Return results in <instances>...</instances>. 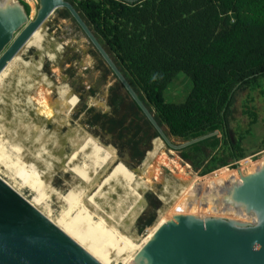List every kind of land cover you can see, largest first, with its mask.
Returning <instances> with one entry per match:
<instances>
[{
    "label": "trees",
    "instance_id": "trees-1",
    "mask_svg": "<svg viewBox=\"0 0 264 264\" xmlns=\"http://www.w3.org/2000/svg\"><path fill=\"white\" fill-rule=\"evenodd\" d=\"M66 1L99 43H106L117 54L123 73L135 81L160 127L166 126L170 135L184 141L218 131L177 155L193 173L236 168L238 160L249 155L242 146L245 132L236 134L230 124L236 93L254 89L264 79V0ZM22 2L29 13V5ZM179 73L190 78L191 91L183 102H168L164 92ZM140 119L149 131L153 129L143 114ZM119 126L108 129L116 132ZM135 128L132 134L137 137L142 127L135 124ZM152 136L159 134L153 130ZM134 138L129 140L130 152L141 162L144 154L136 148L138 138ZM164 148L157 145L156 156ZM260 149H264V141ZM143 175L168 207L190 182L163 166L157 170L148 167ZM149 197L151 206L157 208L158 200ZM153 221L154 216L138 218V229L142 231Z\"/></svg>",
    "mask_w": 264,
    "mask_h": 264
},
{
    "label": "water",
    "instance_id": "water-1",
    "mask_svg": "<svg viewBox=\"0 0 264 264\" xmlns=\"http://www.w3.org/2000/svg\"><path fill=\"white\" fill-rule=\"evenodd\" d=\"M37 3L31 19L22 0H0V72L55 9L66 8L169 148L217 135L213 131L173 144L73 5L66 0ZM205 183L207 190L197 187L177 209L246 214L254 221L176 213L155 230L132 264H264V158L239 163ZM0 264L102 263L0 178Z\"/></svg>",
    "mask_w": 264,
    "mask_h": 264
},
{
    "label": "bare ground",
    "instance_id": "bare-ground-1",
    "mask_svg": "<svg viewBox=\"0 0 264 264\" xmlns=\"http://www.w3.org/2000/svg\"><path fill=\"white\" fill-rule=\"evenodd\" d=\"M32 8L31 19L34 17L36 11L35 3ZM49 17L37 28L0 72V94L2 87L5 85L8 86L10 84L12 88L15 87L16 84L10 82V76L13 75L15 69L20 71L19 73L24 72L26 74L28 72L29 75L27 77L33 78L36 81L35 93L31 94L33 92H27V98L24 97L27 106L29 107L31 104L35 107L36 111H31V114L28 115L26 111L22 113V117L20 116L22 118L20 119L21 122L18 117L15 116L16 118H14L12 115L11 106H8V102L5 104L3 102L0 103V112L7 118V121L3 123L4 117L0 116V151L3 149V152L1 151L0 153V163L5 162L7 159L10 161L9 164L5 163V166L10 171L12 169L14 171L11 176L9 175L10 177L15 176L13 175L15 174V169L11 163H20V168L17 167V169L22 173H20V176L17 174L15 178L20 179L22 184L28 185L35 192V195L31 199L25 198L88 252L90 251L102 264H111L112 260L124 254L127 255V258L124 260L125 263L132 264V258L138 250L148 241L155 230L162 223L170 219L172 215L176 213L194 214L200 212L198 210H179L177 208L197 187H203L207 190L208 187L205 182L209 177L231 167L223 166L204 176H200L197 173L194 174L192 170H189L187 177L190 179V182H188L187 190L170 209H166V204L162 202L163 205L156 210V220L146 228L143 235H136L129 226H120L115 221V224H112L111 215L104 213L103 201L97 197L104 188L114 183L122 192L130 196L131 200H125L119 208L124 215L132 214L138 210L144 211L147 206L146 194L152 191L158 195V191L140 172L136 169H130L124 162L119 160L113 147L103 143L87 131L86 128L82 127V125L78 123L72 125L70 123L72 121V111L79 106V94L67 84L57 85L53 83L52 79L42 71L45 58L55 64L59 63L60 54L64 52V44H66L60 43L49 33ZM32 49H34V56L30 58H33V61L29 67H37H35L34 71L32 70L35 72V75L32 71L29 72V68L26 65L29 60L27 59V62L23 61L24 55H27ZM20 76L22 75L20 74ZM54 91H56L58 96L56 100L52 98ZM36 93L37 96L35 97ZM5 96L7 95L5 94ZM3 98L5 102L6 97L3 96ZM50 101L51 104L54 103L59 107H63L59 115L55 114L56 111H54V106L50 104ZM56 119L59 121H55ZM50 122L57 124V129H62L64 127L62 125L66 122V125H72L71 130L66 134V137H64V134L53 132L47 138L44 132L46 125ZM164 149L173 158L180 160L176 153L167 147ZM8 152H16L18 154L16 159L12 160ZM27 157L32 161L31 164ZM2 159L4 160L1 161ZM245 161H250V159L246 158L242 162ZM35 163H40L41 167L43 164V170L36 169ZM1 171L0 173L3 172ZM69 173L71 177L67 178L66 175ZM58 174H62L64 182L71 189L70 194H60V199L66 205L68 204L67 208L57 218H51L49 207L44 205L46 194L43 190L46 189L50 194L55 190L52 183ZM0 177L22 195L11 182H8L1 175ZM88 177L90 179L87 181ZM66 192H69V190ZM74 210L75 213L72 215ZM205 212L236 219L254 220L246 214L235 215L230 212ZM94 215L98 217L97 221L93 219ZM76 218L90 221L95 226L94 232L100 233V236L91 233L89 228L81 227L80 224L76 223L78 221L75 220ZM119 227H121L122 231L119 230Z\"/></svg>",
    "mask_w": 264,
    "mask_h": 264
},
{
    "label": "rangeland",
    "instance_id": "rangeland-1",
    "mask_svg": "<svg viewBox=\"0 0 264 264\" xmlns=\"http://www.w3.org/2000/svg\"><path fill=\"white\" fill-rule=\"evenodd\" d=\"M23 1H25L29 5L30 14L33 11L32 7L34 3L36 9L38 7L37 0H23ZM48 26H49V33L53 35V38L58 40L60 43H66V44H64L65 47L64 52L60 54L59 63L55 64L51 60L45 58L46 60L43 63L42 71L52 79L53 83L57 85L67 84L71 89L77 92L79 96L81 95L79 97L80 99L79 106H77L72 111V115H71L72 121H70V123L72 125H76L77 123L82 125V127L86 128L87 131H89L91 134L96 136L103 143L115 148V150L117 151L116 152L117 155L118 154L120 155L119 159L122 160L125 157L123 154L121 155L120 152L121 151L123 152L125 149L132 150L131 148L132 144L131 141L129 140L131 139L133 140L134 137H135L134 139H137L139 137V133L137 134V137L135 136V134H132L133 130L136 128L133 125H131L129 126L130 129H132V127L134 128L131 132L126 131L123 133H119L117 137H113L112 133L105 131L102 125L100 124V122L96 121V120H100V118L96 119L97 116H95V114L107 110L105 105L102 103H105L107 99V95L109 93L110 85L113 83L111 75L110 77H106V79L102 75L103 68L106 66L105 65L106 63L104 62L103 58L99 55V53L95 50L92 43L89 41V39L82 31V29L79 27V25L76 23V21L73 19V17L68 13H66L64 9L59 8L51 14L48 20ZM33 51L34 49L30 50V52L27 55H24L25 57L23 59L24 62H27V59L29 60L28 63H26L27 67L29 68V72L32 70L34 71L36 67V66L34 68L29 67L33 61L32 60L33 58L30 59L31 56H34ZM19 72L20 71L15 69L13 75L10 76L11 77L10 82L12 84L18 85L17 86L18 88L16 87V85L14 88H12L10 84L8 86L5 85L4 87H2L0 94V103L3 102V104H5L6 102H8L9 103L8 106H11L12 115L14 116V118L18 117L19 121L21 122L20 119H22L21 118L22 113L26 111V114L28 115L31 114V111H36L34 109L35 107H33L31 104L28 107L24 99V97L27 98L28 95L27 92H33L31 94L35 93L36 81L33 78L30 79L29 77H27L29 75L28 72H26V74L24 72L23 73H19ZM20 74L22 76H20ZM33 74L35 75V72H33ZM89 86L91 87L89 88ZM191 88H192V82L190 78L184 73H179L166 88L164 92L165 99L168 102H175V103L183 102L188 96L189 92L191 91ZM37 93L34 95L35 97L37 96ZM5 94L7 96H5ZM3 96L6 97L5 102L3 101L4 99ZM52 98L53 100H56L58 98L56 91L52 93ZM51 105L54 106V111H56L55 114L59 115L63 107H59L57 104L54 103H52ZM233 109H234L233 118L231 119L230 125L234 130H236V134H241L245 132V138L242 140V146L249 153L247 157L238 160L237 166H239V163H242V161L246 158H249L250 160L264 158V149H260L264 141V79H262L261 85L254 89L247 88L237 92L235 96ZM249 112H252L254 115H250ZM0 116H3L1 112H0ZM129 116H133V115H131L130 113L128 114V118ZM3 117H4L3 123H5V121H7V118L6 116ZM253 118L255 119V121L251 124V120ZM55 121H59V120L56 119ZM65 125L66 122L62 125L64 126L62 129H57L56 127L57 124L50 122L45 127L44 135L48 138V136L53 132H58L59 134L62 135L64 134V137H66V134L71 130L72 125L71 126L70 125L65 126ZM163 130L173 144L179 145L182 142H186L181 138L170 135L168 133V129L166 126H163ZM63 138H61V140H63ZM157 145L162 147H167L169 150L176 153L179 157H180V150L184 149L182 148L179 150H173L169 148L167 145H165L163 140L158 136V138H156L155 140L154 147L151 149V151H149L146 154V156L141 162L131 159H125L127 163H125V161L123 162L126 165H129L130 169H136L138 172L142 174V176H144L143 173L146 171L148 167L152 169L153 168L159 169L163 166L166 167L168 170L170 169L171 172H173L175 175L183 179L185 176L182 175L177 170V168H174V164L172 162L173 157L165 149H163L160 156H156ZM8 153L10 154L12 160H15L18 155L16 152H8ZM27 159L31 164L32 161L29 160V157H27ZM3 160L4 159H2L1 161ZM22 160H26V159H22ZM7 161L8 159L5 162L0 163V169L3 171L2 172L0 170L2 172L0 173V175L3 178H5L8 182H11L16 188H18V190L22 193L24 197L31 199L35 195V192L31 190V188L28 185L22 184V181L20 179L15 178L17 174L18 176H20L21 175L20 173H22L19 172V170L17 169V167L20 168L21 164L18 162L11 163V165H13L15 169V174H13L15 176L10 177L12 175V172L14 171L13 169L12 171H10L5 166V163L7 164L10 163V161L8 162ZM34 166L36 169L41 170L43 164L42 167L40 166V163H35ZM198 171L199 170H197L194 174L196 173L198 174ZM204 175H200V176H204ZM66 177L70 178L71 174L70 173L67 174ZM89 179L90 178L88 177L87 181ZM148 180L154 186V184L150 181V179ZM52 186L55 187V190L51 192V194L46 189L43 190L44 193L46 194L44 205L49 207L51 218H57L60 215V213H62L68 206V204L66 205L65 202L60 199V194L62 195L70 194L71 187L64 182V178L62 177V174H58L55 177ZM67 190H69V192H66ZM152 193L156 195L155 196L156 199L160 202L159 207H161L163 205L162 199L156 193L154 192ZM97 197L98 199H101L103 201L104 213L111 215V219L113 220L112 221L113 223L111 222L112 224H115V222H117L120 226L123 227L129 226L130 229L134 231L136 235H143L144 231L148 226H146L142 231H140L138 229L137 221H136L138 216L143 211L138 210L136 212H133L132 214L124 215L123 212L119 210L122 202H124L125 200H131L128 194L122 192L119 189V187L116 186L114 183H111L108 187L104 188L97 195ZM149 199L150 197L148 198V200ZM34 202H36V200H34ZM147 203H149V201H147ZM165 208L170 209L171 207H168L166 205ZM149 211H152V208H150L148 204L147 208L143 213L148 214ZM74 213L75 210L72 212V215H74ZM194 214L214 215L213 213H208L205 211H200ZM156 218H157V213H155L154 221L156 220ZM93 219L97 221L98 217L94 215ZM75 220H78L76 223L80 224L81 227L89 228L91 233H93L96 236H100V233L94 232L95 226L87 219L76 218ZM241 220L251 221L249 219H244V218H241ZM106 229L108 230L107 227ZM119 230L122 231L121 227H119ZM126 258H127L126 254L118 256L116 259L112 260L111 264H126L124 261Z\"/></svg>",
    "mask_w": 264,
    "mask_h": 264
},
{
    "label": "flooded vegetation",
    "instance_id": "flooded-vegetation-1",
    "mask_svg": "<svg viewBox=\"0 0 264 264\" xmlns=\"http://www.w3.org/2000/svg\"><path fill=\"white\" fill-rule=\"evenodd\" d=\"M100 44L103 47V49L105 50V52L108 54V56L111 58V60L115 64V66L118 68V70L124 76V78L126 79V81L129 83V85L131 86V88L137 94V96L139 97V99L145 105L146 99H145L144 95L135 86L136 85L135 84V81H133L131 79L130 74L123 73V71H122L123 70V66H122L121 61L119 60L117 54L113 50H111L110 47L106 43H100ZM93 47H94V45H93ZM95 50L97 51L96 48H95ZM99 55L101 56L100 53H99ZM104 62L106 63L105 60H104ZM105 65L107 67L105 66L103 68L102 75H103V77L105 79H106V77H110V75H111L112 80H113V83L110 85L109 93H108L107 99H106V101L104 103V105L107 108V110L106 111H103V112H99L97 114L94 113L95 116H99L100 117V120H96V121L97 122H100V124L102 125V127L104 128L105 131H107L109 133H112L113 134V137H117L119 135V133H122V132H126V131L131 132L132 129H130L129 126L133 125L135 127V124H140L141 127H142V130L139 133V137H138V142L136 144V148L138 149V151L143 152L144 157H145L146 154L149 151H151V149L154 147L155 140H156V138H158V136L157 137L152 136L153 130H155V129L153 128L152 130L149 131V128L150 127L145 124L144 119H140L141 115L143 114L142 111H141V109H140V107L138 106V104L136 103V101L133 100L132 96L128 93V91L125 89L124 85L118 79V77L116 76V74L111 70V68L108 66V64L106 63ZM90 87L91 86H89V88ZM130 113L133 116H129V118H128V114H130ZM142 123H143V125H142ZM117 124H119L120 126L117 127L116 132H114L113 130L110 131L108 129L109 127H111V125L115 126ZM127 129H129V130H127ZM133 132H134V130H133ZM148 134H149V136L147 138V135ZM131 152H130V150H127V149H125L123 152L121 151L120 154L121 155L123 154L124 157H125L121 161L122 162L125 161V163H127L125 159H131V160L139 161V157L134 156V154H132L133 152L132 153ZM119 158H120V155L118 156V159ZM127 166L130 167L129 165H127ZM152 170H157V168H153ZM150 194L152 195L153 193L152 192H148L146 194V199H147V201H149V203H147V205L149 204L150 208H152V211H149L148 214L143 213L145 211V209L147 208V206H146V208L142 212L143 214L141 213L138 216V218L143 217V216H146V217L154 216V218H155V213H156V210L159 208V206L157 208H155V207L153 208L151 206L150 199L148 200ZM152 196L155 197L156 195L153 194ZM159 205H160V202H159ZM138 218H137V220H138Z\"/></svg>",
    "mask_w": 264,
    "mask_h": 264
},
{
    "label": "crops",
    "instance_id": "crops-1",
    "mask_svg": "<svg viewBox=\"0 0 264 264\" xmlns=\"http://www.w3.org/2000/svg\"><path fill=\"white\" fill-rule=\"evenodd\" d=\"M179 161V162H178ZM173 164H174V168H177V170L184 175L185 177L188 176L189 174V170H191V167L189 165H187L186 163H184L181 160H178L177 158H173ZM170 170V169H169ZM171 171V170H170ZM181 178V177H179ZM182 179V178H181Z\"/></svg>",
    "mask_w": 264,
    "mask_h": 264
}]
</instances>
